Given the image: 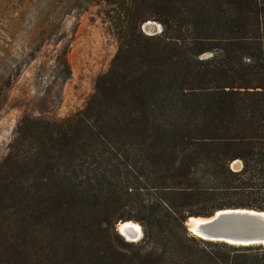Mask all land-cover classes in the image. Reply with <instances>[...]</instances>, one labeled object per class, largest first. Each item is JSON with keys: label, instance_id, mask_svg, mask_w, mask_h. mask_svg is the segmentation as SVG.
Wrapping results in <instances>:
<instances>
[{"label": "trees", "instance_id": "trees-1", "mask_svg": "<svg viewBox=\"0 0 264 264\" xmlns=\"http://www.w3.org/2000/svg\"><path fill=\"white\" fill-rule=\"evenodd\" d=\"M91 4L117 50L81 111L16 123L0 160V264H264L263 245L185 226L264 211V0ZM147 21L161 31L145 34ZM129 220L136 242L115 231Z\"/></svg>", "mask_w": 264, "mask_h": 264}, {"label": "rangeland", "instance_id": "rangeland-1", "mask_svg": "<svg viewBox=\"0 0 264 264\" xmlns=\"http://www.w3.org/2000/svg\"><path fill=\"white\" fill-rule=\"evenodd\" d=\"M65 1L0 0V160L21 117L58 121L81 111L117 50L116 30L102 8L91 0L68 8ZM141 30L158 34L161 27L147 21Z\"/></svg>", "mask_w": 264, "mask_h": 264}, {"label": "water", "instance_id": "water-1", "mask_svg": "<svg viewBox=\"0 0 264 264\" xmlns=\"http://www.w3.org/2000/svg\"><path fill=\"white\" fill-rule=\"evenodd\" d=\"M239 166L241 168V164ZM125 222L130 221H120L116 224V231L119 234L121 233L119 225ZM185 226L190 235L200 240L241 246H264V211L241 208L222 209L207 217H188ZM124 231L131 233L132 241L129 242H136L141 238L130 226H126Z\"/></svg>", "mask_w": 264, "mask_h": 264}, {"label": "bare ground", "instance_id": "bare-ground-1", "mask_svg": "<svg viewBox=\"0 0 264 264\" xmlns=\"http://www.w3.org/2000/svg\"><path fill=\"white\" fill-rule=\"evenodd\" d=\"M126 226L132 227L133 230H135L137 232V236H139V238L141 237V229H140V226L138 224L133 223L131 221L130 222H125V223L119 225V230L121 231L120 234L123 235L128 241H132V240H131V236H130L131 233L130 232L127 233V232L124 231V228Z\"/></svg>", "mask_w": 264, "mask_h": 264}]
</instances>
